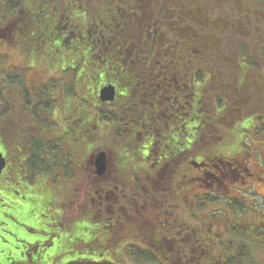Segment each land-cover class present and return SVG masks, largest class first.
<instances>
[{"label":"trees","instance_id":"obj_1","mask_svg":"<svg viewBox=\"0 0 264 264\" xmlns=\"http://www.w3.org/2000/svg\"><path fill=\"white\" fill-rule=\"evenodd\" d=\"M4 1L10 10L4 15L5 27H0L9 38L5 45L12 42L31 64L52 54L56 57L54 62L45 60L49 65L39 77L48 78L44 85L39 79L33 84L22 75L20 80L8 79L0 86V100L7 105V113L1 108L0 125L4 114L15 147L19 124L30 127L31 122L33 128L27 129L37 135L38 153L30 165L38 166V170L49 166L53 180L52 186L42 180L38 192L32 191L29 201L34 211L38 210L40 219L55 224V231L68 235L67 240L74 241L71 245L78 243L75 239L87 241L86 247L78 243L76 249L89 248L97 253L96 258L87 254L63 263L61 259L57 262L59 255L55 253V257L39 261L129 264L124 254L149 264L160 263L156 254L168 256L172 264H245L251 259L250 240L264 245V231L256 230L257 223L250 224L252 229L246 228L244 221L236 224L232 234L242 241L238 239L240 243L236 244L234 240H219L216 255H212L216 244L203 238L221 215L203 212L196 216L193 211L194 218L183 217L182 213L175 224L168 221L175 210L186 208L190 198H194L191 204L195 209L204 210L220 202L248 213L246 197L241 199L244 195L227 201L215 191V195L199 192L186 198L193 188L180 191V184L191 178V157L186 158L191 153L199 162H207L211 155L221 156L215 147L228 136L232 142L236 139L232 128L238 122L264 119V87L259 83L263 78L264 84V0H80L82 12L90 13L86 21L78 8L72 17L71 4L63 0ZM34 8H44L47 15L35 14ZM43 23V28L33 31ZM33 32L46 34L47 41L43 42L52 46L51 51L35 47L28 52L20 45L21 38L29 39ZM66 50L68 58L63 56ZM82 62L91 70L88 75H81ZM106 88L115 91L114 101L100 97ZM100 120L104 126H99ZM158 126L164 134L172 130L176 136L181 132L178 138L186 140L183 147L192 145L195 150H189L183 159L177 157L178 165L168 164L167 171L176 170L168 176H128L130 159L135 158L132 143L141 144L148 132H154L151 127ZM61 132L63 135L58 137ZM1 133L0 128V143L6 145L8 156L13 155L16 149L11 151L12 145ZM240 145L236 154L241 151ZM46 146L54 149L53 160L44 154ZM101 147L110 150L117 172L112 170L110 176L98 178L92 167L90 176L108 179L98 182V186L95 182L86 205L79 208L82 200L75 202L77 212L73 215L70 205L59 203L56 191L63 188L66 192V188L77 185L84 159L90 157L88 162L93 165V155ZM9 162L14 164L15 159L10 156ZM192 179L203 188L200 180ZM261 181L264 179L256 182ZM99 191L106 196L104 202ZM262 209L264 213V203ZM81 220H85L86 227ZM154 220L163 226L158 227ZM196 220L208 224L201 227ZM261 221L264 223V218ZM44 230L41 227L37 232L49 235ZM215 232L217 236L222 234ZM175 246L180 250L174 254Z\"/></svg>","mask_w":264,"mask_h":264},{"label":"rangeland","instance_id":"obj_2","mask_svg":"<svg viewBox=\"0 0 264 264\" xmlns=\"http://www.w3.org/2000/svg\"><path fill=\"white\" fill-rule=\"evenodd\" d=\"M56 1V0H53ZM65 2H68L71 4L70 6V10L72 13V17L77 14L78 12H76L78 9L79 11L80 9V0H63ZM75 2V3H74ZM78 8V9H77ZM82 12V10H81ZM10 13V10L8 8V5L6 4V2L4 0H0V27H5V19L7 17H4V15H8ZM34 13L35 14H40L42 17H45L47 15V12L45 11L44 8H34ZM82 13H84L83 17L86 21V17L87 15H90V13H87L86 10H84ZM92 16V15H91ZM44 23L42 26H39L38 28L34 29L33 31H37L41 28L44 27ZM51 25H53V22L51 23ZM50 25V26H51ZM4 29V28H3ZM99 30L101 28H98ZM34 33V32H33ZM46 37V34H41L39 35L37 32H35L32 37H30L29 39L27 38H21L20 40V45L23 46L24 48L27 49L28 52H31L33 48L35 47H40L41 50H43V52H47V51H51L52 46L50 45L49 47V43H44V39ZM5 41H9V38L7 37V33L4 32L3 30L1 31L0 29V86L3 84L4 85V81L5 84L7 82L8 79H16L18 80V77H16V74L18 73L17 67H15L14 65H18V63L20 62V56L17 52V50L14 48V44L8 43L7 45H5ZM4 42V43H2ZM88 51L89 47L84 45ZM63 56L65 57H69V53L66 50V52H63ZM55 55L52 54V57H45L46 59H48L51 62H54L55 59ZM65 59V58H64ZM82 69H80L81 71V75H88V73H91L90 68L87 67V65L82 62ZM10 74V75H9ZM36 75H39L40 72L35 71ZM20 75V74H19ZM262 75H264V70H262ZM29 80L31 83L33 84H37V76L34 78H31L29 76ZM86 79V78H85ZM88 80V79H86ZM260 83V87L263 88L264 84H263V78L259 80ZM60 93H62V90H60ZM1 107H2V103L0 100V111H1ZM85 108V107H84ZM103 107L101 106L99 109H102ZM255 123V124H253ZM104 122H102V120L99 121V126H104ZM69 127H71V121L68 123ZM250 125V126H249ZM249 126V127H248ZM243 129H247L250 130V132L248 134H246V132ZM235 133H234V132ZM232 132L234 133L233 137H235L236 139L232 140L230 139V136L224 138V141L217 144L215 149H218V151H222L224 153H231L234 154L237 151V145L239 146L240 144L245 145V148L250 152L251 154V158L252 160L255 161V164L257 166H260L259 168L264 171V119L261 121H257V122H253V121H247V120H243L238 122L235 127L232 128ZM254 133H256V135H254ZM247 136V138H246ZM180 139V143L182 145H184V142H186L185 139L183 138H179ZM243 139V141H242ZM99 144L101 145L102 143L99 142ZM99 147V146H98ZM103 147V146H102ZM101 147V148H102ZM97 148V147H96ZM99 150H103V149H98ZM95 151V153L97 152ZM104 151H107L104 149ZM208 152V151H206ZM94 153V155H95ZM94 155H93V160H94ZM200 157L203 154H199ZM90 159V157H88V160ZM85 160V159H84ZM88 160L84 161V164H82V166L84 167V169L82 168V174H81V179H79V182L77 185L71 186L66 188V192L64 191L65 189H61L60 191H56V193H59V203H66L67 207L70 205L73 209V211H69L72 212L73 215L77 212V205H76V201L78 200H82V203L79 205L80 207H83L84 205H86V200L89 199V197L91 196L92 193V188L95 185V182H97V186H98V182L99 184H101L102 182H104L105 180H107L108 178H105L103 180H97L95 177L90 176V174H92V166L90 165ZM114 162H110V165H113ZM260 163V164H259ZM81 173V172H80ZM264 173V172H262ZM199 174H203L201 172H199ZM264 176V175H263ZM193 177H191L190 179H184L182 180L181 184H180V191H188L190 189H192L187 195L186 198L189 197V195H192V193H199L201 192V194H216L219 193L221 195H223L222 197H225V199L227 201H230L229 199H235L234 197H238L240 198L242 195H244V197L246 199V209L249 207L248 209V213L241 212L240 210H238V208L233 207H229V205H220V202H214V204H209L208 206L205 207L204 210H199V209H195L194 206H192L191 203H193L194 198H190V200L185 204L186 208L185 209H180L179 211L175 210L174 211V216L172 217L171 215L169 216V223H171L172 225L175 224L177 222L178 217H182V213H183V217H193V214L195 213V215H201L203 212V214H218L221 215L217 221H215L214 223H212V228L213 230L210 229V232H206L208 234L204 235L207 237V235L209 236V238L207 239L206 237L203 238V241H212V243L216 244V246H212V255H216V249H217V244L219 240L223 239L225 241L230 240L235 242L236 244L240 243L237 242L239 240L242 241V239H239V237H236L235 235H233L232 233L234 232V227L237 224L238 226L240 224H244L245 222L247 223L246 228H251L254 227L250 224H254L257 223L256 226V230L261 229L264 231L263 227H260L262 225H264L263 218H264V213H263V209H262V205L264 203V181H261V183L256 182L255 186H249V185H245L246 187L244 189H242L241 187V183H238L239 181H237V178L231 176V177H227L225 176L223 179L225 180V182H221L219 181L220 185L217 189L216 193H211L208 192L205 187H207V183L212 182V177L211 176H206L204 175V179L206 180L207 183H204V188H198L197 187V182L192 179ZM233 180H230V179ZM48 182V184H50V186H52V179H47L46 180ZM200 182V181H198ZM204 182V181H203ZM260 182V181H259ZM56 183V182H55ZM202 183V181H201ZM58 182L56 183V186H58ZM60 185V184H59ZM196 186V187H195ZM245 190V191H244ZM205 195V197H207ZM204 196V195H202ZM210 198L211 196L208 195ZM201 197V196H200ZM69 200V203H68ZM8 203V213L10 215H12V219L15 220L18 224H19V236L16 239H26L29 241H33V240H41L42 243L39 244V246L37 248H32L31 245L29 244H19V248L26 253V257L21 258L19 255H15V254H4L3 253V249L0 245V264H13L16 262H20L21 264H26L25 260L26 258L29 257L28 253L31 254L33 257H41L43 260H47L48 256H51L52 258L55 257V253H58L59 256H61V261L63 262H67L68 260H74V259H79V258H85L87 256V254H89L92 258H96L97 257V253L96 252H90L89 248L86 249H82V250H78L76 248H74L71 244H67L64 247L60 248L59 245L57 243L53 244V245H49L47 243V241L52 237L50 235H41L38 232H31L28 230V234L26 233V230L31 228V229H36V228H41L43 226V221L39 218L38 215V210L34 211V205L33 203H28L26 200H22L21 203L18 204V206H14L11 205L8 201H6ZM171 202V201H170ZM233 201H231L232 203ZM199 203V201H198ZM172 204V203H170ZM204 204V203H203ZM256 204L259 205L256 206ZM173 205V204H172ZM198 206V204H195V207ZM254 206H256V209L254 208ZM11 207V208H10ZM224 208V210H220ZM253 208V209H252ZM33 212H32V211ZM260 212L258 213H254L255 211ZM193 211H196L193 213ZM197 213V214H196ZM180 215V216H179ZM46 218L49 219V216L47 214H45ZM162 218H164V216H161ZM200 218V217H199ZM204 218V217H203ZM244 221V223H243ZM154 222L158 225L157 221L154 220ZM261 222V224H260ZM196 224L201 225V227H206V225L208 224V221H204L203 223H200V221L196 220L195 221ZM4 224H8L6 221H4L1 217H0V237L3 239V242H5L4 244L6 246H8L10 249L13 248V244H14V235L15 234H9L7 232V229L5 227H3ZM11 224H14V222H11ZM80 224L86 227L85 224V220H81ZM162 227V224H159L158 227ZM171 229L174 230V228L171 226ZM252 229V228H251ZM164 230V228H163ZM244 230V229H243ZM207 231V230H206ZM215 231L222 233L219 234V236H217L215 233ZM260 231V230H258ZM164 232V231H163ZM203 232V231H202ZM204 233V232H203ZM85 234V233H84ZM42 236V237H39ZM63 237V235L61 236ZM239 239V240H238ZM54 242V241H53ZM83 244H85V240L83 239ZM59 247V248H58ZM250 248H251V259H248L247 261H245V264H252V262L254 264H264V245H261L259 242H257L256 240H254L253 242L250 240ZM58 249V251H57ZM174 251L176 250H180L178 249L176 246L172 249ZM233 253V251H232ZM124 256H126L127 258V254H124ZM168 257V256H167ZM167 257H162L160 258L162 261H160L159 264H172V262L174 263L173 260L171 259H167ZM60 259H58L57 262L60 261ZM129 260V264H149V263H138L139 260L137 259H133V258H128ZM192 261H194V259H191ZM143 261V260H142ZM127 262V261H126ZM39 264H43V263H39ZM50 264H53V262L51 261Z\"/></svg>","mask_w":264,"mask_h":264},{"label":"flooded vegetation","instance_id":"obj_3","mask_svg":"<svg viewBox=\"0 0 264 264\" xmlns=\"http://www.w3.org/2000/svg\"><path fill=\"white\" fill-rule=\"evenodd\" d=\"M47 41V38L44 39V42ZM18 52V51H17ZM22 53V52H21ZM21 53L18 52L20 56V62L18 65H14L17 67L18 73L16 74L18 77V80L22 78V75H24L26 78L28 77V80L31 78H34L37 76V79H39L40 75H44L45 71L44 69H47L48 63L45 62V60L42 61H36V63L31 64L26 58L25 55H21ZM23 54V53H22ZM47 61V60H46ZM39 69V70H38ZM35 71L40 72L39 75L35 74ZM20 74V75H19ZM23 76V77H24ZM48 79V78H47ZM47 79H39L40 84L44 85L48 80ZM27 87L29 85L27 84ZM31 88V87H29ZM37 88V87H36ZM32 92V91H31ZM33 93V92H32ZM2 110L3 113H7L6 103L2 102ZM2 114V120H1V137L5 140L10 142L9 136H8V130L9 126L5 125V121L8 122V120L5 118V115ZM149 119V118H148ZM147 120V119H146ZM27 128H33V125L30 122V127L22 123L19 124L18 135H17V145L14 147V144L10 142L12 145L11 151H15L13 155L8 156V150H6V145L0 143V150L2 151L5 159H6V166L0 176V217L6 221L8 224H4L3 227L7 229V232L9 234H15L14 235V246L13 248H9L6 246L3 242V239L0 237V245L3 248L4 254H15L19 255L21 258L26 257V253L23 252L19 248V244H29L32 248H37L39 246L40 240H33L29 241L26 239H16L19 236V224L12 219V215H10L8 212V201L11 205L18 206L19 203L22 202V200H26L30 203V197L32 195V191L35 190L38 192V187L40 185V182L42 180H47L51 178L49 171V166H40V169L38 170V166H31L30 162L31 159L34 158L35 155H37V146H36V137L37 135L34 134L35 132L30 133ZM152 130H154L153 133L148 132V138L144 140V142L135 143L133 142L132 149L135 155V158L130 159V167H128L127 175L130 177H133L135 175H142V176H154V177H164L168 176L169 173L172 171L176 172V170H168L167 166L168 164L178 165L175 164L176 161H180L177 157L186 155L188 151L191 152L195 149L192 148V145L186 146L185 148L181 144L180 146V139L178 137H181V132H177V135L174 136L172 130L164 134L162 133V130L158 127H151ZM159 129V130H156ZM149 130V129H148ZM5 131V134H4ZM22 131V132H21ZM159 132L156 133V132ZM25 132V134H24ZM23 133V134H22ZM17 132L15 133L16 137ZM63 133L61 132L57 136H62ZM3 141V140H2ZM15 141V139H14ZM54 142V141H53ZM191 144V143H190ZM241 151L239 154L229 156L232 154H225L223 152H220L221 156H208V158L205 160L207 162H199L197 156L194 155V153H191L190 156L186 158H190L188 161V164L191 166L193 170L189 172V176L193 177L197 180L202 181V183H199L200 187L204 188V183H207L204 179V175L211 176L212 182L207 183V187L205 189L207 191L215 192L217 191L220 183L225 182L223 179L225 176L227 177H235L237 178L238 183H241L240 185L242 187H246L245 185L249 186H255L256 181L263 180V171L259 168L260 166H257L255 164V161L252 160L250 152L245 148V145H240ZM103 149V148H99ZM107 150V171L103 175H98L95 169V166L93 167V171L95 172V175L98 178H104L106 175L110 176L113 171L117 172V168L113 169L115 167V163L113 165H110V162H113L112 155L110 154V150L107 148H104ZM6 150V151H5ZM97 153V152H96ZM95 153V154H96ZM44 154H47L51 159L52 155H54V149H49L48 146L44 148ZM12 156L15 159V163L11 164L9 162V158ZM226 156V157H225ZM95 157V155H94ZM215 159L217 160V163L215 162ZM53 160V159H52ZM85 161V160H84ZM20 164V167H17L16 164ZM83 164V163H82ZM94 164V160H93ZM200 168V170H199ZM206 168V169H205ZM174 169V168H173ZM113 170V171H112ZM82 172V170H81ZM199 172L203 174H199ZM229 175V176H228ZM81 176V173H80ZM107 178V177H106ZM230 180H233L232 178ZM204 181V182H203ZM102 191V190H101ZM42 194V193H41ZM98 192V196L102 202L105 201L106 196L104 193ZM199 194V193H198ZM48 204V203H46ZM48 209L50 207V204L47 205ZM11 208V207H10ZM103 213H101V216ZM43 229L46 231L47 234L52 236L47 243L49 245H53L57 243L60 248L64 247L63 242L66 241L69 237L68 235L63 234L62 230H56L55 231V224L50 223L46 220H43ZM11 222H14V224H11ZM45 223V224H44ZM49 224V225H48ZM36 229H27L26 233L28 234V230L31 232H37ZM55 234L57 236L55 237ZM63 235V237H61ZM42 237V236H41ZM61 238L62 241L60 240ZM55 239V240H54ZM76 240V242L83 244V241L81 242ZM54 241V242H53ZM74 241L69 238L64 245L67 243H73ZM77 243V244H78ZM77 244H73L72 246L76 248ZM87 241L85 240V244H83L84 247H86ZM58 247V248H59ZM58 251V249H57ZM29 257L26 258L25 263L26 264H39L42 263L43 260L40 256L39 257H33L31 254H29ZM49 257V256H48ZM61 256H59L58 259H60ZM13 264H21L20 262H16Z\"/></svg>","mask_w":264,"mask_h":264},{"label":"water","instance_id":"obj_4","mask_svg":"<svg viewBox=\"0 0 264 264\" xmlns=\"http://www.w3.org/2000/svg\"><path fill=\"white\" fill-rule=\"evenodd\" d=\"M100 97L104 101H114L115 100V91L110 88H106L101 91ZM107 153L105 151H100L95 157V167L98 175H103L107 171ZM6 166V159L3 156V153L0 150V176Z\"/></svg>","mask_w":264,"mask_h":264}]
</instances>
